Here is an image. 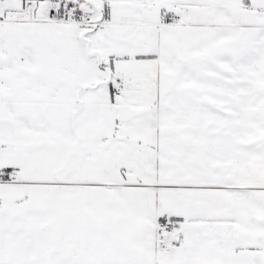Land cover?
<instances>
[{
    "label": "snow or ice",
    "instance_id": "snow-or-ice-1",
    "mask_svg": "<svg viewBox=\"0 0 264 264\" xmlns=\"http://www.w3.org/2000/svg\"><path fill=\"white\" fill-rule=\"evenodd\" d=\"M0 264H264V0H0Z\"/></svg>",
    "mask_w": 264,
    "mask_h": 264
}]
</instances>
